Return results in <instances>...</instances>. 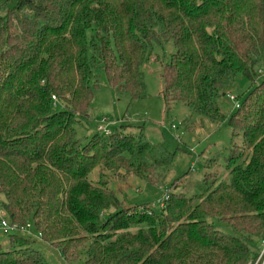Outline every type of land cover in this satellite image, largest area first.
<instances>
[{
	"label": "trees",
	"instance_id": "1",
	"mask_svg": "<svg viewBox=\"0 0 264 264\" xmlns=\"http://www.w3.org/2000/svg\"><path fill=\"white\" fill-rule=\"evenodd\" d=\"M170 41L165 102L226 122L242 143L223 156L229 179L209 158L194 193L174 191L177 178L161 212L126 207L109 178L157 183L173 155L131 124L84 141L76 125L103 85L145 99L143 67ZM238 75L253 85L226 114ZM0 197L10 222L68 262L253 264L264 246V0H0ZM33 243L10 233L0 264H48Z\"/></svg>",
	"mask_w": 264,
	"mask_h": 264
},
{
	"label": "rangeland",
	"instance_id": "2",
	"mask_svg": "<svg viewBox=\"0 0 264 264\" xmlns=\"http://www.w3.org/2000/svg\"><path fill=\"white\" fill-rule=\"evenodd\" d=\"M174 51L172 41L164 45V48H156L160 60H152L143 67L147 88L145 99L133 101L128 95L119 94L112 87L103 85L95 90L87 116L79 118L76 125L77 135L84 141L96 134L99 126L114 130L121 125L131 124L128 128L132 132L144 131L147 141L162 144L173 155L172 165L157 183H150L135 175H130L125 181L115 177L109 178L108 187L115 190L120 199L125 200L126 207L148 204L156 212H161V202L177 178L181 180L177 182L178 186L174 191L194 193L196 183L202 180L205 174L204 166L209 158L219 159V164H216L213 170L217 174L224 173V179H229L228 173L222 167L223 156L230 147L242 143L240 136L233 137L226 122L218 125L193 114L183 103L165 102L162 65ZM258 70L262 72L261 69ZM252 85L251 79L238 75L228 89L227 96L221 98L223 111L229 114L235 109L229 101V95L237 98L244 96ZM90 179L93 183L99 180L98 169L90 174ZM10 233L12 232L9 230H0V244L4 248L8 247ZM18 233L34 240V248L41 251L48 264L85 262L82 256L71 262L65 260L59 250L45 243L33 227L29 232ZM253 264H264V246Z\"/></svg>",
	"mask_w": 264,
	"mask_h": 264
},
{
	"label": "built area",
	"instance_id": "3",
	"mask_svg": "<svg viewBox=\"0 0 264 264\" xmlns=\"http://www.w3.org/2000/svg\"><path fill=\"white\" fill-rule=\"evenodd\" d=\"M228 98L233 104H237V102H238V98L237 97H235V96L233 97V96L229 95ZM53 99L57 100L56 97H53ZM97 131L100 132V133H103L105 135H109L111 133V129H109L107 126L106 127L99 126L97 128ZM168 198H169V195L167 193L165 198H164V200L161 202V205H160L161 208H163L165 206V203L167 202ZM0 216H1L0 230L1 229L9 230L12 233H16V232H19V231L29 232L31 230V225L30 224H27L25 227H19V226H17V224H14V223L9 221V219L7 217V214L5 213V211H4L3 207H2L1 197H0Z\"/></svg>",
	"mask_w": 264,
	"mask_h": 264
}]
</instances>
